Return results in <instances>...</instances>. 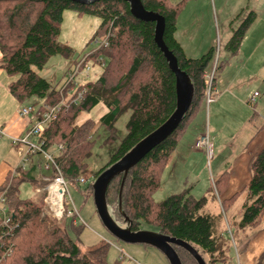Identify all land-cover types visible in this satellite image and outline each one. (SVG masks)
I'll return each mask as SVG.
<instances>
[{"label":"trees","instance_id":"1","mask_svg":"<svg viewBox=\"0 0 264 264\" xmlns=\"http://www.w3.org/2000/svg\"><path fill=\"white\" fill-rule=\"evenodd\" d=\"M141 1L147 10L165 17L164 40L178 58L180 68L190 76L195 89L194 98L176 132L129 170L122 190L121 207L119 191L124 173L110 181L106 193L107 204L117 222H124L125 215L129 217L133 231H158L189 243L206 264H231L234 261V245L246 244L251 233L262 223L264 147L254 157L248 184L231 198L224 199L217 211L208 209L209 201L213 198L216 200L213 184L208 195L200 198L194 197L186 188L162 201L155 200L168 160L197 116L206 96L204 75L213 60L214 47L198 58H191L177 40L178 17L188 0L177 3L170 0ZM68 8L80 15L99 17L101 22L91 41L106 39L107 45H101L88 57V61L93 60L102 66L101 74L95 80L85 77L82 81L76 79L75 83L62 90L64 82L61 86H53L37 70L43 69L55 54L72 55L68 45L58 42L64 12ZM255 19L256 13L250 11L234 31L227 44L232 53H237ZM154 29V22H145L133 16L129 3L123 0H103L85 5L67 0H0V68L12 78L8 83L12 96L21 105L32 97L44 99V104L38 110L40 116L48 107L57 104L63 94L67 102H71L78 91L85 90L78 103H72L67 110L61 108L44 133V148L53 150L63 145V149L55 153L69 183H78L95 143L92 132L95 122L91 118L77 122L83 112H90L103 104L105 111L100 115L99 122L109 131L105 142L115 144L118 141L109 161L96 173L94 180L174 112L175 75L154 40ZM126 112L130 113L126 123L127 133L120 138L115 123ZM42 162V159H37L27 169L20 168L18 176L11 177V170L9 178L0 183V193L8 186L7 207L15 223L0 247L1 251L9 250L10 254H6L0 264H109L108 243L84 252L79 242L68 233L72 229L79 234L83 229L81 225L66 217L63 225L53 223L41 217L42 206L35 199L21 196L20 185L24 182L31 183L35 189L47 184L43 177L48 172L44 170ZM228 173L225 171L215 180L219 193L228 184ZM93 183L88 184L92 193ZM242 194L244 199L239 212L231 213L232 204ZM173 247L182 264H199L183 247L176 244ZM257 264H264V251Z\"/></svg>","mask_w":264,"mask_h":264},{"label":"rangeland","instance_id":"2","mask_svg":"<svg viewBox=\"0 0 264 264\" xmlns=\"http://www.w3.org/2000/svg\"><path fill=\"white\" fill-rule=\"evenodd\" d=\"M193 2H196V0ZM198 3L200 4V8L195 12L194 17L189 18L186 24L181 25V39L185 40L196 36L198 39H201L200 42H204L207 39L210 40L213 38L215 40L214 46L218 43V41L220 46V40L223 41V46L219 48L220 64L216 77H218L219 72L221 71V66L223 64L226 66L228 65V57L225 56V53H231V51L227 48L229 41L225 42V36L228 35L226 31L228 32L231 29H237L252 10L256 12L254 26L259 24V27L256 29V33H248V37L243 42L242 50L245 54L250 51H254L253 53H258L260 56L264 54L261 51V49H264V43L260 44L259 40L264 34V0H198ZM190 6L191 5H189V9L185 10L186 12L192 9ZM100 22L101 19L95 15H80L74 9H66L64 12V19L61 33L58 37V42L68 45L72 49V55L70 57H66L62 54H55L51 56L43 69L37 70L39 75L50 81L53 86H61L65 80V72L68 66L84 53L90 52L92 49L97 47L95 43L96 40L91 41V39L94 36ZM260 30L262 35L258 38ZM201 50L203 49H200L197 52L199 53ZM231 61L232 66H239V72L232 68L229 70L228 74L230 76L235 75L234 80H237L236 87L243 92L246 96L245 99L250 98V107H247L248 105L246 104V101L242 100V102L245 101V105L238 101L236 111L232 113L233 115H228L226 113L218 115L213 108L214 103H207L206 91V96L200 104L198 114L190 123L191 125L190 128H188L184 142H186L189 138H192L194 134L199 133V131L209 136L210 132L214 135L216 131L220 130V136H223L222 141H224V139L229 141V134L231 135L232 132H237L235 137L232 139V144L229 147L225 144H220L218 147L217 157L212 161H208L207 156L203 157L200 153L191 152L193 157L201 158L196 164L193 163L192 165L183 164V162L179 161L177 155L175 154L173 162L168 165V169L163 175L161 188L154 196L156 201H162L172 193L180 192L188 187H191L194 190L195 195L201 196L205 186L207 187L210 185L211 175L213 177H218L221 173L229 170L233 163V159L241 155L243 143L247 137L250 136L252 131L251 128L253 127L256 131V127H259L264 122L262 118L258 116L252 122L253 125H251V122L249 121L250 119L247 120L246 118L245 121L243 118V107L246 108L249 118L253 113H255V111H260V113L262 112L259 108L257 110L255 108L252 109V106H255V103L251 101V98L255 95L256 91H259V95L261 92L260 96H256V101L264 98V81H262L263 74H261V64H258L257 67H255L252 62H249L244 66L239 65L236 57H231L229 63ZM89 64L91 65L89 79L95 80L101 74L102 66L93 60H90ZM253 67L256 68V70H254ZM0 72V90H2V92H0V98H4V96H11L14 98L9 92L7 85L12 78L1 68ZM83 78L84 75L82 74L77 77L79 81H82ZM252 78L255 79L252 81ZM215 80L216 78L212 84L213 101L217 93L214 89ZM5 90L7 92L6 94L3 93ZM39 102V98L32 97L25 105H37ZM104 111L105 106L103 104H99L93 108L92 111L83 112L77 120L78 123H81L85 119L91 118L95 122V127L92 131L94 134L93 138L95 140L92 155L85 161L87 167L80 173L88 177V184L95 181L94 178L96 173L109 161L118 142L117 141L115 144H108L105 142L109 131L106 127L100 125L99 122L100 115ZM129 116V112L124 113L115 123V127L120 138H123L127 133L126 123ZM0 127L3 126L0 125ZM22 136H24V134L21 136L11 137L20 138ZM6 141L5 137L1 138L2 144L0 147H3L2 145L5 144ZM9 144H11V141ZM184 144L186 143H182L183 146H185ZM11 148L14 149H11L12 153L17 152L12 144ZM205 155H207V153ZM17 158L19 159V157ZM3 159V156L0 154V167H2L1 163ZM18 163L11 165L13 168H16ZM210 163L211 166H209ZM77 184L69 183L68 190L69 195L79 212V216H77L74 223L76 225H81L83 229L79 234L75 233L72 229H70L68 233L73 239L79 242L80 247L84 252L96 248L102 243H108L107 262L109 264H170L165 254L154 246L142 243H127L115 238L114 235H112L104 226L96 211L91 189L88 185ZM20 191L23 198L35 199V202L42 206L41 217L47 218L53 223H60L63 225L64 218L61 219V221L54 219L48 214L47 207L42 198L43 195L39 196L31 183H22L20 185ZM110 211L112 213L111 208ZM68 221L70 222L71 220L69 219ZM228 231L230 232L229 229ZM239 247H241V245H236V247L234 245L233 247L235 261H237L236 251H238L239 255H241Z\"/></svg>","mask_w":264,"mask_h":264},{"label":"crops","instance_id":"3","mask_svg":"<svg viewBox=\"0 0 264 264\" xmlns=\"http://www.w3.org/2000/svg\"><path fill=\"white\" fill-rule=\"evenodd\" d=\"M170 1L171 3H177L180 0H170ZM193 1L194 0L187 1L185 6L183 7V12L181 11L178 17L176 38L182 45L184 52L188 57L198 58L214 46L215 40L211 38L210 40L207 39L204 42H200L201 39H198L196 36L191 37L190 39H185V40L181 39V25L186 24L189 18L194 17L195 12L199 10L200 8V4L198 3V0H196V2H193ZM189 5H191L190 7H192V9L186 12L185 10L189 9ZM254 22L247 30L246 35L237 53H232V52L230 54L225 53V56L228 57L227 59L228 65L226 66L223 64L221 66L222 67L221 71L219 72L218 77H216L215 84H214V89L217 92L216 97L214 98V101L211 102V103H214L213 108L218 115L221 113L233 115L232 113L236 111L238 101L242 102V100H245L246 104L248 105L247 107H250L249 106L250 98L245 99L246 96L243 94V92L239 88L236 87L237 80L236 81L234 80L235 75L230 76L228 74L229 70H231L232 68L235 69L237 72H239L238 71L239 66H236V65L232 66V61L229 63V60L231 59V57H236L237 63L243 66L247 65V63L249 62H252L255 67H257L258 64H261V74H263L262 81H264V54H262L263 56L262 55L260 56L258 55V53H253L254 51H250V52H247V54H245L243 53V50H242L243 42L248 37L247 36L248 33L250 32L251 34L253 32L256 33V29L259 27L258 26L259 24L254 26L255 25ZM263 27H264V23H263ZM235 30L236 29L234 30L231 29L228 32L226 31L228 35L225 36L226 38L225 42H228L230 40ZM261 35L262 34L260 30L258 34V38H260ZM259 40H260V44L264 43V34L261 36ZM222 43L223 41L220 40V47L223 46ZM200 49H203V50L200 51L201 53L200 52L198 53L197 51ZM261 51L262 53H264V49H261ZM0 58H1V51H0ZM254 70H256V68H254ZM253 79L255 78H252V81ZM0 92H2V90H0ZM3 93L6 94L7 93L6 90ZM260 95H261V92H260ZM41 101L42 100H40V102ZM245 101L242 102L244 105H245ZM22 106L23 105H21L19 102L17 103V100L15 99V97L12 98L11 96H4V98H0V125H2L3 128H5V131L7 133L6 136L2 137V138L4 137L6 138L7 140L6 143L2 145L3 147H0V154L4 158L1 163L2 167H0V183H3L8 178L10 171L13 169V166L11 164H17L19 160L17 158L18 157L17 152H14L15 153L14 154L11 151V149H13L11 148V144H9L11 141V136L23 135L26 131V128L34 120L33 114H30L28 116H21L19 114V108H21ZM252 107H253L252 109L255 108L256 110L259 108L262 110V112L260 113V111H257V112L255 111V113H253L252 116H250L249 118V114L246 108L243 107L244 108V112H243L244 120L246 118L247 120L250 119L249 120L251 122L250 124L253 125L252 122L256 119V117L260 116L262 120L264 121V98L262 100L256 101L255 106H252ZM188 128H190V126ZM256 128H257L256 131L253 129V127L251 128L252 131H251L250 136H248L245 142L243 143V148L241 149V155H239L238 157H235L233 159L231 168L229 170H226L229 172L228 173V184L220 193L215 187V180L216 178L220 177L224 172L221 173V175H219L218 177H213L211 175L210 185H208L207 187L205 186V189L203 193H201V196L195 195L194 190L191 187H188L194 197L200 198L204 195H208V193L210 192V187L213 184L215 188V193H216V200L213 198L209 201L208 209L217 211L219 208L222 207L221 202L224 199L231 198L235 193L241 191L248 184L251 178V165L254 160V157L264 147V122L259 127H256ZM187 132H188V129L185 131L184 135L181 137L179 143L177 144V147L173 151L170 159L168 160V163L163 172V175L168 169V165L173 162V159H174L173 157L175 154L177 155L179 161L183 162V164H188V165H192L193 163L196 164L198 160L201 159V158L193 157L191 155V152L200 153L201 156L208 157V155H205L207 153L206 151L204 152L201 150H195L194 148L195 140L199 136L205 133L199 131V133L194 134L192 138H189L188 140H186V142H184ZM220 133H221L220 130L216 131L214 135L211 132L209 133L210 140L213 144V156L210 160L208 158L207 159L208 161L215 160L218 154V147L220 144H225L227 145V147H229L232 144V139L235 137V134L237 132H232L231 135L229 134V141H226L225 139L224 141H222L223 136H220ZM182 143H186L184 144L185 146H183ZM1 144L2 143L0 142V146ZM209 166H211V163ZM7 173H8V176H7ZM163 175H162V178H163ZM161 184H162V180H161ZM175 193H179V192H174L172 194H175ZM37 194L40 196L39 193ZM243 199H244V194H242L240 197L237 198V200L232 204L230 208L231 213L239 212L240 205ZM239 249H240L241 255H239V252L236 251L237 261H235L234 259L235 253H233L232 257L234 261L231 264H257L259 257L264 251V215H263L262 223L260 227L251 233L249 241L246 244L241 245Z\"/></svg>","mask_w":264,"mask_h":264},{"label":"built area","instance_id":"4","mask_svg":"<svg viewBox=\"0 0 264 264\" xmlns=\"http://www.w3.org/2000/svg\"><path fill=\"white\" fill-rule=\"evenodd\" d=\"M95 43L97 45L96 48L83 54L81 57H78L75 62L70 64V67L66 72L64 83L62 84V90L70 83H75L77 77L81 74L84 75L85 78H89L91 71V65L88 61L89 55L101 45H107L106 39H103L102 41L96 40ZM219 48V43H217L214 46L213 60L204 75L207 82V103H211L213 101L212 84L216 78V73L220 64ZM84 92V89L78 91L71 102H67V98L63 94L61 100L57 104L52 107H48L47 110L40 116L38 115V110L40 106L44 104V99L37 105H23L21 108H19V114L21 116L33 114L34 120L26 128L24 136L20 138L11 137V144L16 148L18 157L20 159L16 168L12 169L11 177L18 176L20 173V168L27 169L29 164H34L35 160L42 159L44 170L48 172V175L43 177V179L47 181V184L42 188H37L36 191L40 195H43V200L47 207L48 214L57 220H61L66 217L71 218L75 222L77 216H79V212L71 196L69 195V182L63 175L62 169L57 162L58 155L55 152L62 150L63 145L60 144L53 150L44 148V133L48 123L57 117V114L61 108L65 107L67 110L72 103H78L83 98ZM258 95L259 92H255V95L251 98L253 103L256 102V96ZM6 135L7 133L5 129L0 127V142L1 138ZM194 148L195 150L206 151L209 160L213 156V144L210 141L209 136L206 134L199 136L195 140ZM78 183L79 185H87L88 177L81 175L78 178ZM7 189L8 186L0 193V247L3 246L5 243V237L10 233L15 225L7 207ZM6 254H10V251L0 250V262L1 259L6 256Z\"/></svg>","mask_w":264,"mask_h":264},{"label":"water","instance_id":"5","mask_svg":"<svg viewBox=\"0 0 264 264\" xmlns=\"http://www.w3.org/2000/svg\"><path fill=\"white\" fill-rule=\"evenodd\" d=\"M73 3L85 5L92 4L103 0H67ZM130 5V11L136 18L145 22H154V40L168 61L170 70L175 75L176 87V108L171 116L161 124L157 129L142 139L120 160L116 161L95 179L93 183V197L96 211L109 232L115 238L127 243H142L151 245L162 251L168 258L170 264H182V261L173 247V244L183 247L197 260L199 264H206L205 260L189 243L164 235L158 231L141 229L133 231L131 229V221L125 215L123 223H119L113 217L107 204V188L110 181L118 174L124 173L123 180L119 191V204L121 207V198L124 182L129 170L141 161L148 153H150L159 144L168 139L180 126L187 115L194 98V84L190 76L180 68L178 58L171 51L164 40L166 27L165 17L155 11L147 10L141 0H123ZM121 212H123L121 208Z\"/></svg>","mask_w":264,"mask_h":264},{"label":"bare ground","instance_id":"6","mask_svg":"<svg viewBox=\"0 0 264 264\" xmlns=\"http://www.w3.org/2000/svg\"><path fill=\"white\" fill-rule=\"evenodd\" d=\"M88 185V184H87Z\"/></svg>","mask_w":264,"mask_h":264}]
</instances>
